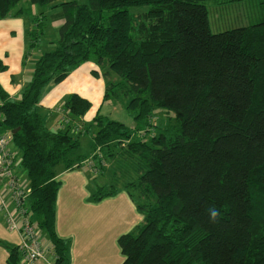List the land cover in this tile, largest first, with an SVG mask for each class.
I'll use <instances>...</instances> for the list:
<instances>
[{
  "label": "trees",
  "instance_id": "16d2710c",
  "mask_svg": "<svg viewBox=\"0 0 264 264\" xmlns=\"http://www.w3.org/2000/svg\"><path fill=\"white\" fill-rule=\"evenodd\" d=\"M59 1L0 0V20L28 21L27 56L46 36L45 12ZM209 1L63 2L58 39L34 64L20 100L0 83V133L13 134L17 166L29 180V214L53 244L56 264L70 262V242L55 226L57 177L98 149L106 161L122 159L135 177L126 173L133 181L119 189L98 188L91 202L122 189L144 216L119 239L123 264H264V20L214 33ZM87 62L102 71L104 100L126 105L137 122L129 129L99 110L90 156L80 140L88 129L72 132L91 109L87 99L67 98L61 130L48 126L39 106L48 85ZM157 110L170 114L165 126L148 140L134 137ZM6 247L8 264H20L18 247Z\"/></svg>",
  "mask_w": 264,
  "mask_h": 264
},
{
  "label": "crops",
  "instance_id": "0c3cea01",
  "mask_svg": "<svg viewBox=\"0 0 264 264\" xmlns=\"http://www.w3.org/2000/svg\"><path fill=\"white\" fill-rule=\"evenodd\" d=\"M66 1L75 0H61L45 12L46 22L53 32L59 31L65 22L63 11L58 5ZM27 25L28 21L23 17L0 20V59L7 65V71L0 73V83L14 100H20L23 88L31 79L32 68L40 55L54 46L48 42L46 48L40 49L38 46L27 56ZM105 90L102 71L96 64L87 62L61 83L48 85L39 106L48 126L53 130H61L69 122L67 112L65 115L63 113L67 98L78 94L87 99L91 103V109L72 127V132H83L89 128L87 124L93 122L99 110L101 112V107L106 102ZM91 143L92 140L90 148ZM17 163L19 164L18 161ZM104 163L105 165H99L105 167L103 171L100 169V175L76 168L61 172L57 177L60 188L55 226L57 235L70 242L69 264H123L125 257L119 246V239L144 221V216L139 213L129 194L122 189L117 195L99 203L91 202L92 192L103 187L102 179L108 172L126 165L119 158L105 160ZM24 180L28 181L26 174ZM4 215L0 210V264H8L10 253L6 245L18 247L21 242V235L7 228ZM43 238L46 247L52 248L53 244L44 232ZM34 264H56L53 251L49 250L44 260Z\"/></svg>",
  "mask_w": 264,
  "mask_h": 264
},
{
  "label": "rangeland",
  "instance_id": "374dc122",
  "mask_svg": "<svg viewBox=\"0 0 264 264\" xmlns=\"http://www.w3.org/2000/svg\"><path fill=\"white\" fill-rule=\"evenodd\" d=\"M76 1L80 3H86L88 0ZM257 2V0H211L207 2L210 26L212 31L214 33H219L228 29L248 26L263 21L264 12L259 9ZM39 12L40 10L38 8L34 9L35 14H38ZM46 31V36H44L41 43L39 44L40 49L46 48V45H48V42H50L51 40L58 39V31L53 32L49 26ZM114 80L119 81L120 78L118 76H114ZM125 106L123 104H115L114 102L107 100L101 107V114L107 115L111 120L123 122L127 126V128L134 130V128L137 127V122L134 119L135 114L126 109ZM63 113L65 115L66 111H63ZM169 116L170 114L167 113L166 110L154 111V114L148 119L149 125H146L145 123L139 124V132H135L134 137L143 138L142 136H144L145 139H150L157 133L156 129L158 127H161L163 125L165 126L166 121L169 120ZM90 123L91 122L87 124V126H89L88 133L82 134L80 136L81 153L84 155H89L91 151L90 141L96 129L95 126L93 127ZM14 150L17 154V161L19 162L20 154L17 149L14 148ZM90 159L92 158L90 157ZM98 160L99 159L93 158L91 162H93L94 165L99 166L101 163L98 162ZM103 164L105 165V163ZM107 168H109L108 165ZM130 169L132 168L127 165H125V167L121 169H111L105 176V178L102 179V185L105 187V189H111L112 187L117 189L121 188L124 181H133L129 180L131 179L129 178L130 176H127V174L134 175V172ZM100 173H98L97 175H100Z\"/></svg>",
  "mask_w": 264,
  "mask_h": 264
},
{
  "label": "built area",
  "instance_id": "2783aa9c",
  "mask_svg": "<svg viewBox=\"0 0 264 264\" xmlns=\"http://www.w3.org/2000/svg\"><path fill=\"white\" fill-rule=\"evenodd\" d=\"M12 144V133H0V210L5 214L7 228L21 235V242L18 245L20 264H34L44 260L49 250L53 251V246L50 249L46 247L42 229L29 214L31 193L29 180H24L26 172L17 166V154ZM96 157L102 166L104 157L100 149L91 158L96 159ZM92 159L84 161L80 168L97 175L100 173V168L91 162Z\"/></svg>",
  "mask_w": 264,
  "mask_h": 264
},
{
  "label": "clouds",
  "instance_id": "9594fccd",
  "mask_svg": "<svg viewBox=\"0 0 264 264\" xmlns=\"http://www.w3.org/2000/svg\"><path fill=\"white\" fill-rule=\"evenodd\" d=\"M209 217H210V219L211 220H215L217 217H218V215H219V212H218V210L216 209V208H210L209 210Z\"/></svg>",
  "mask_w": 264,
  "mask_h": 264
}]
</instances>
